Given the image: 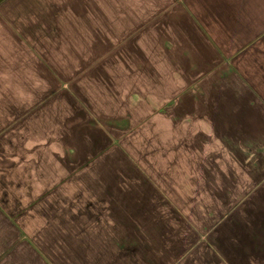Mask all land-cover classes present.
<instances>
[{"label": "crops", "instance_id": "crops-1", "mask_svg": "<svg viewBox=\"0 0 264 264\" xmlns=\"http://www.w3.org/2000/svg\"><path fill=\"white\" fill-rule=\"evenodd\" d=\"M123 40L138 56L129 57L122 122L131 125L129 115L141 112L165 161L182 160L177 150L167 155V145L189 143L190 177L208 179L206 193L221 194L207 208L222 210V248L191 251L190 264H264V0H1L0 129L43 111L55 83L73 80L71 67L100 65V51ZM96 189L112 195L119 188ZM34 203L26 225L21 205L0 200V264L96 257L86 244L94 234L87 224L96 220L64 209L39 224L42 202ZM85 208L90 216L94 206Z\"/></svg>", "mask_w": 264, "mask_h": 264}, {"label": "rangeland", "instance_id": "rangeland-1", "mask_svg": "<svg viewBox=\"0 0 264 264\" xmlns=\"http://www.w3.org/2000/svg\"><path fill=\"white\" fill-rule=\"evenodd\" d=\"M100 53V65L71 67L73 80L55 83L43 111L0 129V200L21 205L26 225L28 204L36 201L39 224L64 209L71 218L96 220L86 239L96 257L86 264H190L191 251L221 249L222 210L207 208L219 205L221 194L206 193L208 179L190 177L189 143L167 145L166 154L177 150L182 160L165 161L152 144L156 135L142 128L141 112L129 115L131 125L122 122L129 57L138 55H129L126 40ZM140 103L135 99V112ZM98 183L117 185L118 193H97ZM86 204L94 206L90 216Z\"/></svg>", "mask_w": 264, "mask_h": 264}, {"label": "trees", "instance_id": "trees-1", "mask_svg": "<svg viewBox=\"0 0 264 264\" xmlns=\"http://www.w3.org/2000/svg\"><path fill=\"white\" fill-rule=\"evenodd\" d=\"M1 1V0H0Z\"/></svg>", "mask_w": 264, "mask_h": 264}]
</instances>
